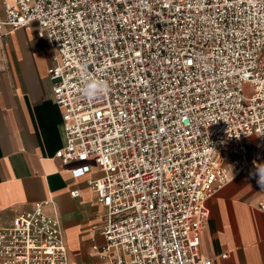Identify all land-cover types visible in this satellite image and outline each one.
Instances as JSON below:
<instances>
[{
    "label": "built area",
    "instance_id": "obj_1",
    "mask_svg": "<svg viewBox=\"0 0 264 264\" xmlns=\"http://www.w3.org/2000/svg\"><path fill=\"white\" fill-rule=\"evenodd\" d=\"M1 2L0 41L36 22L52 45L66 134L55 158L79 162L75 177L99 172L87 182L103 207L100 259L212 264L207 200L236 175L257 182L264 158V0ZM85 73L107 92L86 98ZM48 204L0 225V264H76Z\"/></svg>",
    "mask_w": 264,
    "mask_h": 264
},
{
    "label": "crops",
    "instance_id": "obj_2",
    "mask_svg": "<svg viewBox=\"0 0 264 264\" xmlns=\"http://www.w3.org/2000/svg\"><path fill=\"white\" fill-rule=\"evenodd\" d=\"M37 26L33 22L18 28L0 41V225L11 224L17 213L39 201L53 200L44 208L58 212L71 260L105 264L92 248L103 242L95 228L103 207L87 182L99 172L94 167L88 175L75 177L72 169L79 162L64 164L55 158L66 134L48 75L53 48L38 36ZM74 190L79 194L73 195ZM260 197L257 182L239 174L207 200L210 215L200 247L204 256L213 258L212 264H264Z\"/></svg>",
    "mask_w": 264,
    "mask_h": 264
},
{
    "label": "clouds",
    "instance_id": "obj_3",
    "mask_svg": "<svg viewBox=\"0 0 264 264\" xmlns=\"http://www.w3.org/2000/svg\"><path fill=\"white\" fill-rule=\"evenodd\" d=\"M83 87L81 89L82 94L88 98L92 99L108 90V83L106 81L100 80L92 75L85 73L82 75ZM253 175L257 176V183L264 189V165L256 167L255 173Z\"/></svg>",
    "mask_w": 264,
    "mask_h": 264
},
{
    "label": "rangeland",
    "instance_id": "obj_4",
    "mask_svg": "<svg viewBox=\"0 0 264 264\" xmlns=\"http://www.w3.org/2000/svg\"><path fill=\"white\" fill-rule=\"evenodd\" d=\"M262 62L264 63V57H263V59H262Z\"/></svg>",
    "mask_w": 264,
    "mask_h": 264
}]
</instances>
